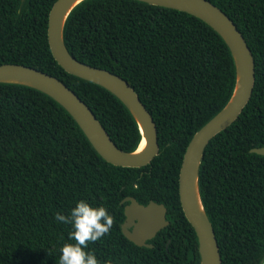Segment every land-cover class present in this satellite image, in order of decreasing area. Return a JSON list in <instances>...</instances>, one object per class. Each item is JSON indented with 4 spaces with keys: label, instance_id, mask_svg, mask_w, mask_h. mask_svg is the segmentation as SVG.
<instances>
[{
    "label": "trees",
    "instance_id": "obj_1",
    "mask_svg": "<svg viewBox=\"0 0 264 264\" xmlns=\"http://www.w3.org/2000/svg\"><path fill=\"white\" fill-rule=\"evenodd\" d=\"M58 0H0V65L56 77L93 111L113 142L135 152L142 137L128 109L109 91L67 73L48 39ZM238 27L256 62L252 98L233 125L208 145L200 192L223 264H264V0H208ZM64 39L80 62L127 81L158 129L159 155L143 168L117 167L93 148L72 116L49 96L0 84V264H59L71 240L68 215L84 200L113 217L87 242L98 264H201L183 211L179 177L194 135L233 96L236 66L218 32L188 13L136 0H86L67 20ZM164 205L169 226L138 247L122 232V202Z\"/></svg>",
    "mask_w": 264,
    "mask_h": 264
},
{
    "label": "water",
    "instance_id": "obj_2",
    "mask_svg": "<svg viewBox=\"0 0 264 264\" xmlns=\"http://www.w3.org/2000/svg\"><path fill=\"white\" fill-rule=\"evenodd\" d=\"M86 0H58L49 15L48 39L51 52L58 64L70 75L94 83L113 94L131 113L141 133L142 151L126 152L111 139L102 123L88 105L61 80L34 68L0 65V84H13L35 89L56 101L76 121L96 152L117 167L143 168L159 155L158 129L154 118L140 97L123 78L104 69L94 68L78 61L68 50L64 31L72 12ZM150 5L188 13L202 20L227 43L236 66V86L225 108L204 125L192 138L179 177L180 201L199 243L201 264H223L213 225L203 205L199 174L206 148L222 131L237 121L249 104L256 82V62L252 50L236 24L208 0H136ZM251 153L264 156V147ZM126 220L122 225L124 236L138 247L153 248L149 241L169 226L167 208L151 201L147 206L134 197L122 202ZM201 206V209H200Z\"/></svg>",
    "mask_w": 264,
    "mask_h": 264
},
{
    "label": "clouds",
    "instance_id": "obj_3",
    "mask_svg": "<svg viewBox=\"0 0 264 264\" xmlns=\"http://www.w3.org/2000/svg\"><path fill=\"white\" fill-rule=\"evenodd\" d=\"M54 219L70 224V239L75 243H66L61 248L59 264H98L94 253L86 251L87 242L96 241L105 235L113 224V217L104 206H92L84 200L76 203L68 215L56 213Z\"/></svg>",
    "mask_w": 264,
    "mask_h": 264
},
{
    "label": "bare ground",
    "instance_id": "obj_4",
    "mask_svg": "<svg viewBox=\"0 0 264 264\" xmlns=\"http://www.w3.org/2000/svg\"><path fill=\"white\" fill-rule=\"evenodd\" d=\"M145 145H146V141L143 140V142H142V144H141V146L139 148V151H142L144 149ZM200 209H201V206H200Z\"/></svg>",
    "mask_w": 264,
    "mask_h": 264
}]
</instances>
